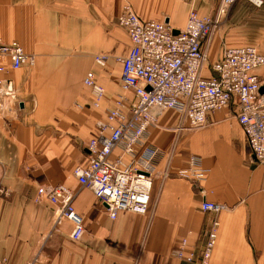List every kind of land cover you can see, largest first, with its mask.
<instances>
[{
	"label": "crops",
	"instance_id": "0c3cea01",
	"mask_svg": "<svg viewBox=\"0 0 264 264\" xmlns=\"http://www.w3.org/2000/svg\"><path fill=\"white\" fill-rule=\"evenodd\" d=\"M220 1L0 0V40L20 43L36 60L34 67L0 74L12 99L0 109V186L6 191L0 195V264H183L175 247L187 237L190 249H201L215 218L210 264H264V167L253 160L232 105L211 113L208 126L196 131H188L175 111L162 113L146 140L163 156L145 215L121 212L111 219L74 175L88 163L86 146L98 136L99 123L124 94L120 60L131 48L127 33L120 42L124 3L145 21L182 30L191 12L212 17ZM222 30L210 46L209 64L226 49L264 53V4L239 0ZM97 56L114 58L102 68ZM89 72L105 88L100 107L84 83ZM255 73L264 86V67ZM192 157L206 170L196 185L180 176ZM57 185L75 193L84 225L78 241L71 237L73 223L46 198L38 200L40 188ZM204 200L225 210L204 213Z\"/></svg>",
	"mask_w": 264,
	"mask_h": 264
},
{
	"label": "built area",
	"instance_id": "2783aa9c",
	"mask_svg": "<svg viewBox=\"0 0 264 264\" xmlns=\"http://www.w3.org/2000/svg\"><path fill=\"white\" fill-rule=\"evenodd\" d=\"M238 1L221 0L212 17L191 12L182 30L164 21L143 20L128 2L122 6L118 23L131 43L129 54L120 60L124 94L117 97L99 123L98 136L88 142V163L74 171L79 184L94 193L111 219L115 220L121 212L145 215L150 211L163 152L146 145V140L167 110L178 113L182 122L188 124V131H196L208 126L211 113L234 106L253 160L264 167V95L260 94L262 83L255 73L264 67V53L255 47L226 49L220 60L208 63L213 37ZM246 1L256 7L263 5V0ZM0 59V74L7 67L19 70L34 67L36 62L16 41L0 40ZM107 60L105 56L95 58L101 67ZM206 71L211 75L206 76ZM84 83L92 91L94 106L100 107L105 88L97 83L93 72L87 74ZM127 93L132 94L129 100ZM5 99L12 103L7 82L0 79V109ZM205 174L201 160L192 157L180 176L196 185ZM163 177L168 178L169 172ZM5 192L0 186V195ZM43 198L57 207L61 219L73 223L71 237L78 241L84 225L83 217L74 208L75 193L63 185L43 187L38 190V200ZM200 209L219 215L225 206L204 200ZM218 229L215 218L206 229L207 239L201 249H190L185 237L175 247V256L183 264H210Z\"/></svg>",
	"mask_w": 264,
	"mask_h": 264
},
{
	"label": "rangeland",
	"instance_id": "374dc122",
	"mask_svg": "<svg viewBox=\"0 0 264 264\" xmlns=\"http://www.w3.org/2000/svg\"><path fill=\"white\" fill-rule=\"evenodd\" d=\"M250 3V2H249ZM252 4V3H251ZM264 4V3H263ZM253 5V4H252ZM256 7V6H255ZM261 7V6H260ZM202 16V15H201ZM227 24V19H225L224 20V22L223 23H221V26L217 29V31H216V33H215V35L218 33V32H222L223 30V27L225 26ZM118 27H119V30H120V42H122V41H124V40H128V38H127V36H126V30L123 28V27H121L120 25H119V23H118ZM185 28V27H184ZM183 28V29H184ZM215 35H214V37H215ZM214 37H213V39H214ZM130 43V42H129ZM113 58L114 57H111V56H109V62L111 61V60H113ZM96 63V62H95ZM101 67V66H100ZM105 67V66H104ZM104 67H102V68H104ZM121 86H122V84H121ZM91 90V89H90ZM92 97H93V95H92ZM189 163V162H188ZM188 165V164H187ZM187 167V166H186ZM185 167V168H186ZM192 183H193V180H191V179H189ZM193 184H195V183H193Z\"/></svg>",
	"mask_w": 264,
	"mask_h": 264
},
{
	"label": "water",
	"instance_id": "95a60500",
	"mask_svg": "<svg viewBox=\"0 0 264 264\" xmlns=\"http://www.w3.org/2000/svg\"><path fill=\"white\" fill-rule=\"evenodd\" d=\"M175 34H178V32L175 31ZM260 94H261V95H264V86H262V87L260 88Z\"/></svg>",
	"mask_w": 264,
	"mask_h": 264
}]
</instances>
